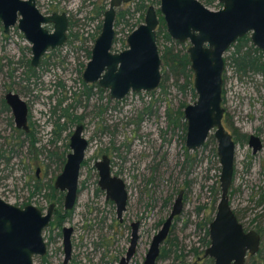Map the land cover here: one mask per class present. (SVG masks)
I'll return each instance as SVG.
<instances>
[{
  "label": "rangeland",
  "instance_id": "obj_1",
  "mask_svg": "<svg viewBox=\"0 0 264 264\" xmlns=\"http://www.w3.org/2000/svg\"><path fill=\"white\" fill-rule=\"evenodd\" d=\"M139 1L133 0L131 4L122 6L118 10L119 14L134 9ZM200 1L212 11L222 9L218 0L212 4H208V0ZM109 2L37 0L42 12L65 11L69 13L72 23L69 31L71 38L65 46L46 55L49 59L43 63V68L36 71L39 79L30 77L25 64H17L23 59L24 51L30 48L29 43L17 29L6 35L0 22V198L5 202L21 208L27 204L47 210L50 199L43 195L48 193L49 185L54 184L63 170L56 156L51 154L56 151L69 154L67 145L75 128L69 125L66 132L58 130V136L61 135L58 142L48 143L52 138V123L49 124V119L55 120L51 110L59 101L68 100L62 105L64 108L66 104L76 105V101L80 100L84 91L83 72L89 61V38L96 34L103 22V16H99L100 7L105 6L108 10ZM147 4L149 7L155 6L157 10L160 8L159 0H148ZM125 15L124 19L120 16L116 21L115 52L125 50L128 35L144 23L141 13ZM159 18L163 25V17ZM84 39L90 42H84ZM188 47V44H184L178 50ZM230 54L227 52L225 57ZM31 56L29 51L26 52V58L30 59ZM8 60L11 66H7ZM174 83V80H170L166 84V92L157 90L133 93L119 103L111 101L108 93L103 94L102 98L96 95L89 101H82L76 110H71L74 115L84 118V136L90 142L80 184H88L92 188L88 187L89 191L81 194L76 211L67 224L75 228L73 246L77 264H97L103 251L99 247L101 239L111 236L114 243L118 239L114 231L108 229L112 221H115L113 208L92 200L97 182L95 164L103 155L110 157L114 173L123 172L121 177L130 188L132 214L141 221L140 240L132 264H143L153 237L170 214L181 190L185 191L184 210L174 221L170 236L162 246L167 257L158 264H192L197 259L193 249L201 253L208 247L204 242L207 236L205 220L208 219L210 224L214 219L217 207L213 209L214 201H219L221 196V168L214 139L215 131L210 133L201 149L196 152L187 151L186 121L180 119L177 113L182 104H193L197 96L190 88L184 91L181 85L176 86ZM10 91L19 94L31 106L30 120L34 128L40 131L37 137L41 138L32 150L29 144L21 143L19 134L14 132L12 113L2 105V100ZM223 107L226 110L223 123L228 131L240 138L256 134L264 143L262 75L251 71L240 72L229 61L224 73ZM168 110L172 119L176 120L175 123L169 120ZM114 147L118 150L115 151ZM39 167L42 171L38 181L36 171ZM38 183L45 185L46 190L33 197L32 193ZM88 200L93 201L91 206ZM101 200L104 201V197ZM229 200L246 230H255L261 234L264 250V146L262 151L253 155L246 139L237 144L235 174ZM107 212H111V217L105 222ZM121 235L126 236L123 246L127 247L130 233L123 231ZM61 247L62 242L51 246L45 263L36 259L35 264H62V255L59 253ZM111 248L110 251L115 255L114 244ZM255 263L264 264V252L256 257Z\"/></svg>",
  "mask_w": 264,
  "mask_h": 264
},
{
  "label": "water",
  "instance_id": "obj_2",
  "mask_svg": "<svg viewBox=\"0 0 264 264\" xmlns=\"http://www.w3.org/2000/svg\"><path fill=\"white\" fill-rule=\"evenodd\" d=\"M132 0H110L105 12L102 31L95 41L92 57L88 62L83 80L85 83L99 81L109 89L112 99L121 100L130 91L150 92L161 80L162 59L157 42L159 18L154 6L145 14L144 23L127 38L128 48L113 54L115 38L114 22L116 9ZM167 33L181 43L188 44V55L194 73L197 101L185 108L187 123L186 146L197 150L205 144L214 130L218 142L221 164V200L218 212L210 225L211 247L206 256L215 259V264H245L247 254L259 251L260 235L245 232L229 203V190L234 177L235 143L225 130L222 107L225 72V55L241 38L249 36L253 46L264 56V0H218L222 9L212 11L198 0H159ZM0 20L6 32L17 23L26 40L32 45V65L50 50L61 47L67 40L66 15L45 17L36 8L34 0H0ZM54 24L53 33L43 26ZM6 100L13 110L18 128H27V106L16 94L9 93ZM83 126H78L71 137L73 150L67 157L64 170L55 181V188L66 192L65 209L74 208L77 199L81 165L85 159L88 142L83 137ZM254 153L262 150L260 138L251 136L249 141ZM100 170V186L116 200L121 197L125 204L123 182L110 175L107 157L97 164ZM116 183V184H114ZM181 193L173 212L161 231L154 237L144 264H155L160 245L167 238L172 221L182 211ZM53 207L43 214L35 206L20 208L0 198V264H34L35 256L46 254L44 230L52 219ZM65 247L70 254V229H65ZM138 227L134 225L133 238L127 264L135 253Z\"/></svg>",
  "mask_w": 264,
  "mask_h": 264
},
{
  "label": "flooded vegetation",
  "instance_id": "obj_3",
  "mask_svg": "<svg viewBox=\"0 0 264 264\" xmlns=\"http://www.w3.org/2000/svg\"><path fill=\"white\" fill-rule=\"evenodd\" d=\"M24 1H27V0H24ZM133 1V0H132ZM132 1L130 2V3H127V4H122V6H126V5H129V4H131L132 3ZM198 1H200V0H198ZM34 2H35V5H36V8L39 10V12H40V14L41 15H43V16H45V17H51V16H53V15H59V16H62V15H66V19H67V22H68V29H67V32H66V36H67V40H66V42L64 43V45L63 46H65L67 43H68V41H69V39L71 38L70 36V33H69V31H70V27H71V25H72V23H71V19H70V17H69V13H67V12H65V11H60V10H51L50 12H46V13H44V12H42L39 8H38V4H37V0H34ZM201 2V1H200ZM202 3V2H201ZM203 4V3H202ZM109 5H110V2H109ZM136 5H137V3H136ZM136 5H135V7H136ZM121 6V7H122ZM146 6H147V10H148V8H149V6H148V4H146ZM206 6V5H205ZM121 7H119V8H117L116 9V18H115V22H114V30H115V27H117V19H119V17L121 16V18L122 19H124L125 17L123 16V15H125L126 13H127V11L129 10H127L126 11V13H124L123 15L122 14H119V12H118V10L121 8ZM155 7V6H154ZM101 9H103L102 10V13H99V16H103V18H104V16H105V12L107 11L106 10V7L104 6V7H100V9H99V11H101ZM132 11H134V9H132V8H130ZM156 9V8H155ZM147 10H146V12H147ZM146 12H144V13H146ZM156 12H157V15H158V18L160 17V16H162L163 17V15L161 14V12H160V10H157L156 9ZM160 19V18H159ZM164 19V18H163ZM160 21V20H159ZM0 22L2 23V21L0 20ZM103 22H104V19H103ZM103 22H102V24H101V26H99V28H98V31L96 32V34H94V35H91V38H89L90 39V41H87V39H84L83 41L84 42H90L91 43V45H90V49L89 50H87V56H88V59H89V61L88 62H90V60H91V57H92V50H93V47H94V45H95V41H96V39L99 37V35L101 34V31H102V26H103ZM118 23H119V21H118ZM164 24H165V22H164ZM2 25H3V23H2ZM160 27H161V24L159 23V26H158V29H157V33H158V31L160 30ZM43 28L46 30V31H48L49 33H53V31H54V29H55V27H54V24H49V25H45V26H43ZM165 28H166V26H165ZM15 29H17V30H19L20 32H21V30L19 29V25H18V23L15 25V26H13V27H11L10 29H9V32H6L5 31V28H4V26H3V31H4V33L6 34V35H8V34H10L11 33V31L12 30H15ZM134 31V30H133ZM132 31V32H133ZM22 33V35H23V38L26 40V38H25V36H24V34H23V32H21ZM130 35V34H129ZM128 35V36H129ZM27 41V40H26ZM28 42V41H27ZM115 42H116V30H115V38H114V41H113V45H112V49H111V52L113 53V54H117V53H120V52H115L114 50H113V48H114V44H115ZM29 43V42H28ZM252 43V42H251ZM181 44V43H180ZM29 45H30V48L29 49H26L25 51H24V57H23V59H21V60H19V62H17V64H21V65H24L26 68H27V71L30 73V77L31 78H38V75H37V70L38 69H40V68H43V63H45V61H46V59H49V57L47 58V56L46 55H48L50 52H54L55 50H57V49H59V48H61V47H63V46H61V47H57V48H55V49H50L41 59H40V61L38 62V64H37V66H33L32 65V57H33V53H32V45L29 43ZM184 45V44H183ZM253 45V44H252ZM158 47H159V45H158ZM127 48H128V45H127ZM126 48V49H127ZM187 50V53H188V49H186ZM30 52L31 53V57H30V59L29 58H26V52ZM124 51V50H123ZM159 51H160V49H159ZM122 52V51H121ZM160 56H161V53H160ZM226 58V57H225ZM4 60L6 59V57H4L3 58ZM162 59V58H161ZM88 64V63H87ZM7 66H11V61H9L8 60V62H7ZM162 66H163V61H162ZM162 66H161V75H162ZM86 67H87V65H86ZM86 67H85V69H86ZM226 67H227V64H226V61H225V70H226ZM0 68H2L1 67V65H0ZM0 71H1V69H0ZM84 72H85V70H84ZM84 72H83V74H84ZM225 73V72H224ZM30 77H29V80H30ZM39 79V78H38ZM223 79H224V76H223ZM83 86H87V87H89L90 88V90L92 91V94L91 95H89V96H87L86 95V93L84 94V93H82V95H81V98H80V100L78 101H76V105H73L72 106V108L70 109V111H69V113L68 114H73L74 115V113L73 112H71V110L72 111H74V110H76L78 107H79V105H81L82 104V101H89L91 98H93L94 96H99V98H102V95L103 94H106V93H108V95H109V98H110V100L111 101H116V102H122V101H124L130 94H133V93H135V92H133V91H130L124 98H122L121 100H118V99H112L111 98V93H110V90L109 89H106V88H103L101 85H100V83H99V81L98 82H96V83H85V81L83 80ZM163 85H164V83H163V75H162V77H161V80H160V84H159V86L157 87V88H155L154 90H152V91H150V92H146V91H142V92H146V93H151V92H154V91H157V90H163L164 92H166L167 91V89H165V87H163ZM193 85H194V82H193ZM61 86L64 88V86H63V84H61ZM193 88H194V94L197 96V94H196V91H195V87L193 86ZM83 90H84V87H83ZM223 90H224V85H223ZM9 93H13V92H7V94L5 95V97H4V100H2V105H3V107H4V109L6 110V111H10L11 113H12V117H13V121H14V124H15V128H14V132L15 133H17V134H19V137L18 138H21V139H19L20 141H21V143H27V144H29V146H30V150H32V148L34 147V146H36L38 143H39V141H40V137H37V135H40V131H38L37 130V127L36 128H34L35 126L31 123V120H30V104L27 102V101H25L19 94H16V93H13V94H16V95H18L19 97H20V99L23 101V102H25V104H26V106H27V111H28V113H27V128H24V127H21V128H18L17 127V125H16V121H15V117H14V113H13V110L11 109V107L9 106V104H8V102H7V100H6V97H7V95L9 94ZM139 93H141V92H139ZM139 93H135V94H139ZM222 97H223V95H222ZM51 98V97H50ZM85 98V99H84ZM66 101H68L67 99H65V100H62V101H59L58 103H57V105H54L53 106V108H52V110H51V115L54 117V121H52L51 119H49V124H51L52 123V130H51V133H50V136L52 137L50 140H48V143H50V144H56L57 142H58V140L61 138V137H59L58 136V129H57V122H58V118H59V116L62 114V111H61V109H62V105L63 104H65V102ZM197 101V100H196ZM195 101V102H196ZM194 102V103H195ZM192 105V104H191ZM69 106V104H66V106L64 107V108H67ZM182 106V105H181ZM188 105H186V104H184V108H183V114H184V111H185V108L187 107ZM84 107H87V105H85ZM222 107H223V101H222ZM224 108V107H223ZM225 110V109H224ZM60 112V114H58ZM225 113H226V110H225ZM225 113H224V117H223V120H222V124H223V126H224V123H223V121H224V118H225ZM56 116H58L57 117V119H56ZM76 116V115H75ZM167 116H168V112H167ZM79 118H80V122H78V123H76V124H74V125H70V123L67 125V129L66 130H64V132H66V131H68V129H69V125L70 126H74L75 128H74V130H73V132L71 133V135H70V143H69V145H67V148H69V150H70V152H69V154H71L72 152H73V150L71 149V147H70V144H71V137H72V135L74 134V132H75V130H76V128L78 127V126H83V138L84 139H86L87 140V142H88V147H87V149H86V152H87V150L89 149V146H90V142H89V140L84 136V132H85V125L83 124V121H84V118H82V116H78ZM169 118V117H168ZM51 120V121H50ZM63 121H64V123L63 124H65V123H67V121H66V118H63L62 119ZM170 120V119H169ZM184 120L186 121V119H185V114H184ZM60 124H61V121H60ZM186 126H187V123H186ZM224 128H225V130L232 136V140H233V142L235 143V146H236V148H237V144H239V142H238V140H237V136L235 135V134H232L230 131H228L227 129H226V127L224 126ZM215 134V133H214ZM251 136H256V137H258V138H260V140H261V142H262V149H263V146H264V143H263V140H262V138L259 136V135H256V134H251V135H249L248 137L246 136V135H244L243 137L244 138H241V139H239L240 140V142H242L243 140H245L246 139V141H247V145H248V147L250 148V150L252 151V154L253 155H256V154H258V153H254V150H253V148L250 146V144H249V141H250V137ZM209 138V137H208ZM214 139L216 140V138H215V136H214ZM208 140V139H207ZM35 143V145H32V143ZM207 142V141H206ZM205 142V143H206ZM216 142H217V140H216ZM205 145V144H204ZM203 145V146H204ZM185 146H186V140H185ZM203 146H201L199 149H201ZM236 148H235V160H236ZM44 149H45V147H44ZM115 151H117L118 150V148H113ZM186 149H187V151L188 152H196V151H198L199 149H197V150H189L188 148H187V146H186ZM262 151V150H261ZM86 152H85V159H86ZM58 152L56 151V153H52L51 155L53 156H56L55 158L57 159V157H58V154H60V153H58ZM62 154V153H61ZM68 154V155H69ZM50 155V156H51ZM68 155H66V153H64V158H65V161H64V163H59L58 162V164H60L61 166H62V168H63V170H64V167H65V164H66V162H67V157H68ZM105 157H107L108 158V160H109V167H110V175H111V177L112 178H117V179H119V180H121L122 182H123V185H124V191H125V193H126V195H125V198H126V200H125V204H124V207H121V211H120V206H121V203H122V200H121V197H118V200H116L115 198H113V196H111L110 194H108V191H107V189H103L101 186H100V170H99V168H98V166H97V164L98 163H101L103 160H104V158ZM217 157L219 158V156H218V142H217ZM85 159H84V161H83V163H82V165H81V170H80V177H81V172H82V168H83V166H84V162H85ZM58 161V160H57ZM219 164H220V158H219ZM220 168H221V164H220ZM63 170H62V172H63ZM41 171H42V168L41 167H39L38 169H37V171H36V178H37V180L39 181V178H40V173H41ZM62 172H61V174H62ZM95 176H96V179H97V182H96V184H95V187L93 188V201H95V202H99V203H104L105 205H107L108 206V208H113V213H115V221H112V223H111V225L110 226H108V229H110V230H113L114 231V234L116 235V236H118V239L116 240L115 239V243L112 241V239H111V236L110 237H103L102 239H101V242H100V244H99V247H101L102 249H103V251H102V253H101V259H100V261L97 263V264H122V261L127 257V253H128V251H129V248H130V246H131V242H132V238H133V230H134V225H137V227H138V241H137V246H136V249H135V253L133 254V256L131 257V259L128 261V263L127 264H132L133 263V260H134V258H135V256H136V254H137V249H138V243H139V240H140V229H141V221H139L138 220V218H135L134 217V215L132 214V211H131V206H130V192H129V186L127 185V183H126V181L124 180V178H122L121 177V174L123 175V172H119V173H114L113 172V170H112V161H111V159H110V157H108V156H106V155H103L102 156V158H101V160H99V161H97L96 162V164H95ZM60 174V175H61ZM234 174H235V163H234ZM221 176V175H220ZM80 177H79V183H78V192H77V199H76V204H75V206H74V208L73 209H71V210H66L65 209V196H66V192H62V191H60V190H58V189H56L55 188V182H54V184L53 185H49V187H48V193L47 194H45V195H43V197H47L48 198V196H49V198L48 199H50L49 200V202H50V204H49V206H48V208H47V210L46 211H44V210H41V209H39L38 207V209L39 210H41L42 211V213L43 214H46L47 212H48V210L50 209V207L52 206L53 207V211H52V219H51V222H50V224H49V226L44 230V233H43V238H44V242H45V245H46V254L45 255H42V256H35L34 257V264H35V260L36 259H40L41 260V262L42 263H45V261L48 259V256H49V254H50V248H51V246H53V245H56L57 243H59V242H62V247H61V249H59V253L62 255V264H77V262H78V260H77V257L75 256V251H74V246H73V236H74V233H75V228L74 227H72V226H67V224H69L70 223V221H71V219H72V217H73V215H74V213H75V211H76V205H77V202H78V200H79V197L81 196V194L84 192V191H89V189H91L92 190V188L90 187V186H88V184H84L83 186H81V184H80ZM234 178V177H233ZM57 179V178H56ZM56 181V180H55ZM233 183V182H232ZM114 184H116V183H114ZM36 188L34 189V191H33V193H32V196L34 197L36 194H41L43 191H45L46 190V188H45V185L44 186H42L40 183H38V185H36L35 186ZM88 187H90L89 189H88ZM52 188H53V190H52ZM231 189V188H230ZM229 192H230V190H229ZM181 193H183V195H182V211H181V213H180V215H182V213H183V210H184V199H185V191H183V190H181L180 192H179V194H178V196H177V198H176V200L174 201V203H173V206H172V210H171V212H170V214L168 215V217L166 218V220L164 221V223L162 224V226H161V229H162V227H163V225L166 223V221L169 219V217L171 216V214H172V212H173V209H174V206H175V203H176V201H177V199H178V197H179V195L181 194ZM56 197L55 199H52V197ZM58 197H61V199L60 200H58ZM102 197H104V201H102L101 200V198ZM220 200H221V196H220ZM220 200L218 201V199L217 200H215L214 201V206H213V209H215V207H216V214H215V217H216V215H217V212H218V205H219V202H220ZM93 201H89L88 200V204H89V206H91V203H93ZM229 203H230V200H229ZM167 204H169V202H167ZM26 206H30V205H27V204H24L23 205V207L22 208H25ZM32 206H34V205H32ZM165 206H166V204H165ZM230 206H231V204H230ZM18 207V206H17ZM36 207V206H35ZM21 208V207H20ZM232 208V207H231ZM233 210V209H232ZM233 212H234V210H233ZM128 214H130V217L128 216ZM234 214H235V216L237 217V219H238V221H239V223L240 224H242L241 222H240V220H239V218H238V216H237V214L234 212ZM66 215V216H65ZM179 215V216H180ZM179 216H176L174 219H173V221H172V225H171V228H170V232H169V234H168V236H167V238L164 240V242H162V244L160 245V249H159V255H158V257H157V259H156V263L155 264H158V262L161 260V259H164V258H166L167 256H165L164 255V251H162V246H163V244L168 240V238H169V236H170V233H171V231H172V228H173V224H174V221L179 217ZM109 217H111V212L109 213V212H107V214H106V217H105V222H106V220H109ZM215 217H214V219H215ZM214 219L210 222V224H209V221H208V219H206L205 220V231H206V240L204 241L205 242V246H208L203 252H199L197 249H193V253L195 254V256H197V259H196V261L194 262V263H192V264H201V263H203V262H205V261H210L209 262V264H215V259H213V258H211L210 256H206V251L211 247V236H210V225H211V223L214 221ZM207 224L209 225V227H207ZM242 226H243V229H244V231L247 233V232H250V231H254V232H256L258 235H260V244H259V251L255 254V255H251V254H247V256H246V259H245V264H256L255 263V261H256V257L259 255V254H261V253H263L264 252V250H263V248H262V236H261V234L259 233V232H257V231H255V230H246V228L244 227V225L242 224ZM107 227V226H106ZM65 229H70L71 230V234H70V245H71V251H70V254L68 255L67 254V251H66V247H65V237H66V231H65ZM161 229L158 231V233L161 231ZM123 231H127L128 233H130V238L128 237V239H127V241H128V246L127 247H125V246H123V241H125V239H126V236H122L121 234H122V232ZM157 233V234H158ZM156 234V235H157ZM46 235V236H45ZM155 235V236H156ZM154 236V237H155ZM154 237H153V239H154ZM153 239H152V242H153ZM152 242H151V245H152ZM114 244V248H115V255H113V252H111L110 250L112 249L111 248V246ZM151 245H150V247H149V249H148V251H147V254H148V252H149V250H150V248H151ZM107 248V249H106ZM116 248H117V250H116ZM147 254H146V256H147ZM146 256H145V258H144V261H143V264L145 263V260H146ZM169 257V256H168ZM249 260V261H248ZM90 264V263H89ZM263 264V263H262Z\"/></svg>",
  "mask_w": 264,
  "mask_h": 264
},
{
  "label": "trees",
  "instance_id": "obj_4",
  "mask_svg": "<svg viewBox=\"0 0 264 264\" xmlns=\"http://www.w3.org/2000/svg\"><path fill=\"white\" fill-rule=\"evenodd\" d=\"M148 0H140L134 11L129 9L126 13V15H134L137 13H141L142 21H144L145 15L144 12H146V4ZM214 0H208V4H212ZM102 10L99 11V13H102ZM123 15V14H122ZM125 15V16H126ZM163 24V23H162ZM157 42L160 46V53L161 58L163 61L162 66V75H163V87L167 89L166 84L170 80H174V84L176 86H180L181 89L186 91L188 88H190V91L194 93L193 88V82H194V73L191 69V63L190 58L187 53V50H178V47L183 46V44H180L179 42L173 40L169 34L167 33V30L165 28V24L161 25L160 30L157 33ZM230 56L225 58L226 64L230 61L231 63L235 64L240 72H254L256 74H260L264 77V56L262 52L255 48L252 43L249 36H245L241 39H239L229 50ZM182 80V81H181ZM182 82V84H180ZM84 91L83 93L87 96L92 94V91L89 87L83 86ZM73 105H69L67 108H62V114L58 118L57 122V129L62 133L64 130L67 129V124L70 123V125H74L78 122H80V118L78 116H75L73 114H68L70 109ZM183 108L184 104L180 107L178 110V117L180 119H184L183 114ZM168 117L172 123H175L176 120H173L170 114V111L168 110ZM66 118L67 123L60 124V121ZM61 137V135L59 136ZM239 139H241L239 136H237ZM237 138L238 142L240 140ZM244 138V137H242ZM32 145H35L33 142ZM58 154V153H57ZM57 160L59 163H64V153L58 154ZM53 190V188H52ZM56 197H52V199H55ZM61 197H58V200H60Z\"/></svg>",
  "mask_w": 264,
  "mask_h": 264
},
{
  "label": "bare ground",
  "instance_id": "obj_5",
  "mask_svg": "<svg viewBox=\"0 0 264 264\" xmlns=\"http://www.w3.org/2000/svg\"><path fill=\"white\" fill-rule=\"evenodd\" d=\"M160 20V19H159ZM66 216V215H65Z\"/></svg>",
  "mask_w": 264,
  "mask_h": 264
}]
</instances>
